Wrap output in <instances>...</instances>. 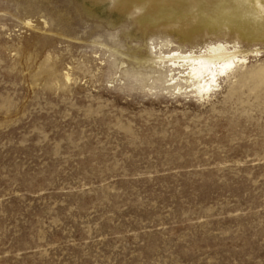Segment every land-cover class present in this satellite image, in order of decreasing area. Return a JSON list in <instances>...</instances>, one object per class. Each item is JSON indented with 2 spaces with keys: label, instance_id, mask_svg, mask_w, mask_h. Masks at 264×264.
<instances>
[{
  "label": "rangeland",
  "instance_id": "obj_1",
  "mask_svg": "<svg viewBox=\"0 0 264 264\" xmlns=\"http://www.w3.org/2000/svg\"><path fill=\"white\" fill-rule=\"evenodd\" d=\"M188 1L0 0V264H264V37ZM215 43L207 96L160 59Z\"/></svg>",
  "mask_w": 264,
  "mask_h": 264
},
{
  "label": "bare ground",
  "instance_id": "obj_2",
  "mask_svg": "<svg viewBox=\"0 0 264 264\" xmlns=\"http://www.w3.org/2000/svg\"><path fill=\"white\" fill-rule=\"evenodd\" d=\"M116 1H118L119 8L123 10L129 9L130 6H135L144 0ZM151 1L155 3L156 0ZM196 1L188 8H165L164 11L162 10L164 14L161 13L171 18H199V20L210 23L208 27H210L211 32L219 33L221 30L227 29L254 37H264V0H216L214 3L209 0H199V4H196ZM139 8L144 12L142 11L143 13L136 18L138 24L144 25L146 22L155 21L156 17L150 10ZM238 53V50L230 48L227 44L215 43L208 45L199 52L183 53L176 51L169 55L160 56V59L170 60V67L173 70L180 68L187 70L186 86L192 87L198 95L207 96L217 90L221 80L224 77H229L239 63L242 64L246 61L244 57H239Z\"/></svg>",
  "mask_w": 264,
  "mask_h": 264
}]
</instances>
